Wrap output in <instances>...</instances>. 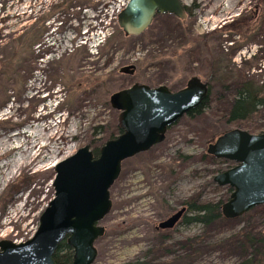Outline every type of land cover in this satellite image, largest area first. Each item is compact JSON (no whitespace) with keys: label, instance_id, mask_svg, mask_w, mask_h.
<instances>
[{"label":"rangeland","instance_id":"1","mask_svg":"<svg viewBox=\"0 0 264 264\" xmlns=\"http://www.w3.org/2000/svg\"><path fill=\"white\" fill-rule=\"evenodd\" d=\"M129 1L0 0V241L34 237L54 198L56 166L115 133L121 111L111 106L114 95L136 84L178 92L193 77L209 88L211 65L221 60L218 78L228 67L234 83L212 82V104L201 117L186 115L160 144L123 163L94 264H177L186 256L184 244L196 237L204 243L189 264H240L238 244L225 243L244 228L264 233V207L212 228L180 222L164 231L159 225L187 203L230 198L214 178L235 165L206 159L216 128L264 132V109L246 128L255 132L227 125L225 117L239 84L249 79L264 86L262 5L180 0L186 20L159 14L143 34L129 36L118 19ZM241 18L247 21L242 33L230 31ZM36 26L26 51L15 56L12 42ZM131 66L133 73L122 72ZM259 261L264 264V256Z\"/></svg>","mask_w":264,"mask_h":264},{"label":"water","instance_id":"2","mask_svg":"<svg viewBox=\"0 0 264 264\" xmlns=\"http://www.w3.org/2000/svg\"><path fill=\"white\" fill-rule=\"evenodd\" d=\"M159 14L188 18L180 0H130L118 17L119 25L127 35L139 36ZM134 71L131 66L122 72ZM208 92V84L193 77L178 92L136 84L114 95L111 103L121 111L124 133L107 142L98 158L85 147L56 166L54 198L41 215L37 232L21 244L0 241V264H56L54 255L66 238L74 251L72 264H94L95 243L106 232L100 224L111 212L110 189L123 162L160 144L168 129L198 108ZM207 154L236 165L215 178L218 186L233 189L222 206L225 218L264 206V133L229 132L209 145ZM184 213L182 209L161 223L159 230L173 229Z\"/></svg>","mask_w":264,"mask_h":264},{"label":"trees","instance_id":"3","mask_svg":"<svg viewBox=\"0 0 264 264\" xmlns=\"http://www.w3.org/2000/svg\"><path fill=\"white\" fill-rule=\"evenodd\" d=\"M260 5H262L263 14L264 17V0H259V3L256 5V10H260ZM259 15V14H257ZM256 15V16H257ZM257 19V17H256ZM257 21V20H256ZM247 21L245 18H241L236 20L232 26L229 29L237 30V32L240 34L242 33V29L246 27ZM36 27H34L33 31L30 33H27L26 35L20 37L15 42H12L10 47L14 51L15 56L20 54L22 51H26V43L27 40H29L30 34L35 36L33 32H36ZM111 38L107 39V43H109ZM228 40H232V38H228ZM16 44V45H15ZM262 48L259 49V53ZM222 61L217 60L216 63H213L211 65L212 69V76L209 79V92L208 97L204 102L195 110L191 111L187 114V116L191 119L201 117L205 110L210 108V104H212V93L213 88L211 85L212 82H221L222 80L227 83H234L236 75L235 72L228 71V67H225L224 70H226V74L223 76L222 79L220 77L218 78V75L221 73V69H223L224 66H222ZM221 76V75H219ZM247 79V78H246ZM244 81V80H243ZM257 83H250V80L247 79V81L242 82L239 84L234 94L232 95L231 99L227 103V107L225 109V117H226V124L227 125H237L239 127H243V129H246L249 122L251 120H254L255 116H257L263 109H264V86H257ZM112 108H114L117 111H120L117 106H113L111 103ZM253 122V121H252ZM170 129V128H169ZM168 129V130H169ZM115 133L109 134L108 139L105 142V144L109 141L115 140L118 137H120L124 131L120 126V123L118 121V125L115 127ZM247 131H257L253 130L251 128L246 129ZM229 132H226L224 127H218L215 129L214 134L210 137V141H216L219 137L226 135ZM263 133V132H262ZM103 144L99 148H95L92 151L94 158H98L100 156L101 149L104 147ZM214 156L207 154L206 159H212L214 160ZM215 179V178H214ZM228 195L231 196L233 193V190L229 187H227ZM230 199V198H229ZM228 199V201H229ZM224 201H218L213 203H203L198 204L195 202L187 203V208L185 210L186 215L184 213V216L180 222H182L184 225L191 226V225H202L205 228H212L218 224L225 223L228 221H235V220H242L249 216L253 211L257 209H261L263 207H256L246 214L233 218L228 219L225 218L222 214V206ZM179 222V223H180ZM178 223V224H179ZM177 224V225H178ZM256 228H244L239 236L233 237L226 242L225 245L229 247H233V245L238 244V249L240 251V264H260V258L264 256V233L257 234L255 231ZM203 239L196 237L191 240H188L184 244V250L186 252V256L184 258H178L177 261H175L177 264H189V262H193L195 258L197 257L199 253V247L203 244ZM74 260V251L73 248L68 244L67 238L60 244L57 252L54 255V261L56 264H72Z\"/></svg>","mask_w":264,"mask_h":264},{"label":"flooded vegetation","instance_id":"4","mask_svg":"<svg viewBox=\"0 0 264 264\" xmlns=\"http://www.w3.org/2000/svg\"><path fill=\"white\" fill-rule=\"evenodd\" d=\"M131 74V73H130ZM184 209H186V208H184ZM183 216H184V214H183ZM183 216H182V218H183ZM182 218H181V220H182ZM174 229V228H173ZM172 230V229H171Z\"/></svg>","mask_w":264,"mask_h":264}]
</instances>
